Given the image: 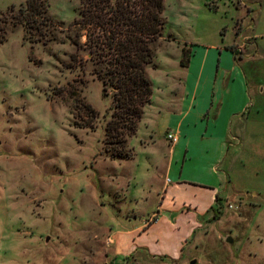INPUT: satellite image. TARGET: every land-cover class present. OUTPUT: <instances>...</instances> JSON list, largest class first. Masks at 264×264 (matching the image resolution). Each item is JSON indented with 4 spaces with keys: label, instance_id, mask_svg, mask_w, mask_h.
I'll list each match as a JSON object with an SVG mask.
<instances>
[{
    "label": "rangeland",
    "instance_id": "rangeland-1",
    "mask_svg": "<svg viewBox=\"0 0 264 264\" xmlns=\"http://www.w3.org/2000/svg\"><path fill=\"white\" fill-rule=\"evenodd\" d=\"M81 1L46 0L59 26L31 42L8 23L24 0H0V264H264V0H164L123 159L104 150L112 90L69 28ZM184 240L176 261L139 248Z\"/></svg>",
    "mask_w": 264,
    "mask_h": 264
},
{
    "label": "trees",
    "instance_id": "trees-1",
    "mask_svg": "<svg viewBox=\"0 0 264 264\" xmlns=\"http://www.w3.org/2000/svg\"><path fill=\"white\" fill-rule=\"evenodd\" d=\"M163 10L164 0H82L78 17L69 24V28L84 31V42L79 41L81 35L77 33L78 38L73 41L87 49L92 60L101 65L94 73L104 90L106 87L112 90L111 114L105 123L103 139L104 150L111 158L131 155L128 139L136 134L144 107L151 102L152 82L147 66L153 63L152 46L165 24ZM7 15L8 23L22 27L24 38L31 42L49 40L59 26L49 16L46 0H24L17 9L11 5ZM5 33L6 26L2 24L0 43ZM229 49L235 54L233 47ZM181 52L180 65L187 66L191 50L182 46ZM70 58L73 62L80 61L78 54ZM72 94L77 95V90ZM82 105L86 117L93 121L97 111L87 102ZM214 200L217 201V195Z\"/></svg>",
    "mask_w": 264,
    "mask_h": 264
},
{
    "label": "crops",
    "instance_id": "crops-1",
    "mask_svg": "<svg viewBox=\"0 0 264 264\" xmlns=\"http://www.w3.org/2000/svg\"><path fill=\"white\" fill-rule=\"evenodd\" d=\"M180 48H182V46H180ZM181 54H182V52H181ZM184 67V66H183ZM186 67V66H185ZM246 77V76H245ZM177 85H179V87H181V100H182V98H183V96H185V95H187V93H186V87L184 86V84H182V86H181V83L180 82H177ZM184 91H185V93H184ZM255 94H257L258 96H260V95H264V85H261V86H259L258 87V91L255 93ZM191 99H192V97H191ZM145 108V107H144ZM264 108V104L263 103H258V105L256 106V111L257 112H260L262 109ZM178 131H176V132H174L177 136H178V133H177ZM171 150V149H170ZM166 170L167 171H170V169H171V167H172V157H170V159H168L167 160V162H166ZM164 186V185H163ZM161 202H164L163 200L161 201ZM161 205H165V203H161ZM205 211H207V210H205ZM159 213V212H158ZM157 213V214H158ZM155 220H157V216L150 222V223H153ZM149 223V224H150ZM196 225H197V223L195 222L194 223V225H193V227H192V230H193V228L194 227H196ZM143 226H144V224H143ZM142 226V227H143ZM153 225H151L150 227H149V229H151V227H152ZM113 239V238H112ZM186 240V239H185ZM185 240L183 241V242H181V241H177V243H176V245H174L170 250H167L166 252V254H158V253H155L154 251H151V250H148L147 248H145V247H139V248H144L150 255H153V256H163V257H166V258H168V259H171V260H178V259H180V257H181V254H182V248H183V243L185 242ZM139 248H135L134 250H132V251H128L126 254H124V257H127L130 253H132V252H134V251H136V250H138Z\"/></svg>",
    "mask_w": 264,
    "mask_h": 264
},
{
    "label": "built area",
    "instance_id": "built-area-1",
    "mask_svg": "<svg viewBox=\"0 0 264 264\" xmlns=\"http://www.w3.org/2000/svg\"><path fill=\"white\" fill-rule=\"evenodd\" d=\"M166 138L168 139L169 142H171L172 144H174L177 140H178V136L173 133V132H168L166 134Z\"/></svg>",
    "mask_w": 264,
    "mask_h": 264
},
{
    "label": "water",
    "instance_id": "water-1",
    "mask_svg": "<svg viewBox=\"0 0 264 264\" xmlns=\"http://www.w3.org/2000/svg\"><path fill=\"white\" fill-rule=\"evenodd\" d=\"M226 241L227 242H231V238L230 237H227L226 238ZM195 263V260H192L191 262H190V264H194Z\"/></svg>",
    "mask_w": 264,
    "mask_h": 264
}]
</instances>
